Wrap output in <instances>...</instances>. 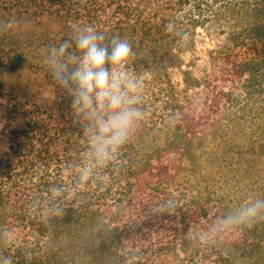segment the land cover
Wrapping results in <instances>:
<instances>
[{
  "label": "trees",
  "instance_id": "obj_1",
  "mask_svg": "<svg viewBox=\"0 0 264 264\" xmlns=\"http://www.w3.org/2000/svg\"><path fill=\"white\" fill-rule=\"evenodd\" d=\"M83 26L126 37L143 84L144 119L106 167L92 166L84 121L41 56ZM9 27L0 34V257L264 264V219L231 238L220 223L243 208L247 177L253 202L264 199V0H0V30Z\"/></svg>",
  "mask_w": 264,
  "mask_h": 264
},
{
  "label": "clouds",
  "instance_id": "obj_2",
  "mask_svg": "<svg viewBox=\"0 0 264 264\" xmlns=\"http://www.w3.org/2000/svg\"><path fill=\"white\" fill-rule=\"evenodd\" d=\"M12 20L4 21L11 25ZM173 22L165 26L172 33ZM0 30V34L9 32ZM135 55L130 41L107 35L94 26L72 30L58 45L41 50L42 62L53 80L70 97L75 117L82 119L92 166L106 167L130 141L144 119L143 84L129 69ZM91 168L84 170L87 176ZM264 219V199L249 202L235 214L224 216V227L252 228ZM7 240V233L2 237ZM0 264H12L0 257Z\"/></svg>",
  "mask_w": 264,
  "mask_h": 264
},
{
  "label": "rangeland",
  "instance_id": "obj_3",
  "mask_svg": "<svg viewBox=\"0 0 264 264\" xmlns=\"http://www.w3.org/2000/svg\"><path fill=\"white\" fill-rule=\"evenodd\" d=\"M209 144H206L205 145V148L202 150V152H201V156L203 157L204 156V158L206 157V155L208 154V152H209ZM204 166H205V168H206V170H207V172H209V173H211L212 172V170H213V168L211 167V165H208L207 163H204ZM244 184H243V186H242V199H243V207L245 206V205H247L249 202H253V194H252V192H253V190H254V186H255V183H254V178L253 177H247L245 180H244V182H243ZM217 182H215V181H213V182H211V183H209V186H210V189H214V188H217ZM222 187H224V184L222 183ZM258 222V221H257ZM257 222L256 223H254V225H253V227L252 228H248V227H246V226H229V238H231V233H233V232H235L236 231V229L238 230V228H239V231H240V233L241 232H243V231H245V230H247V232H250L251 233V231L252 232H255L256 230H255V225L257 224ZM238 227V228H237ZM234 229V230H231V229ZM205 236H201V238H204ZM229 238H225V237H223V238H219V241H221V242H228L230 239ZM226 253H228V254H230L231 256H234L233 255V253L231 252V250H229L228 249V252L226 251ZM232 261L234 262V264H237V262H236V260L233 258L232 259Z\"/></svg>",
  "mask_w": 264,
  "mask_h": 264
}]
</instances>
